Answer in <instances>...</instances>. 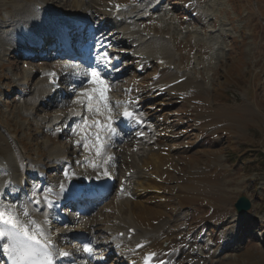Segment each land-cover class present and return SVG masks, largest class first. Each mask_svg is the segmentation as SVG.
I'll use <instances>...</instances> for the list:
<instances>
[{
	"label": "rangeland",
	"instance_id": "374dc122",
	"mask_svg": "<svg viewBox=\"0 0 264 264\" xmlns=\"http://www.w3.org/2000/svg\"><path fill=\"white\" fill-rule=\"evenodd\" d=\"M18 1L0 0V37L10 30L7 20ZM48 1L47 5L62 14L80 9L76 0ZM127 1L137 2L124 3ZM137 6L143 12V4ZM95 7L88 5L87 10L101 13ZM165 7L171 9L149 20L148 30L170 37L177 57L172 70L179 74L177 81L170 76L161 81V87L166 85L167 92L161 99L165 98L167 108L159 103L155 112V117L162 114L160 117L169 125L172 120L175 131L169 139L161 136L172 155L164 161L159 176L163 188L158 192L166 197V217L178 225L176 216L186 212L187 222L190 219L188 235L204 240L207 261L203 264H264V0H167ZM79 12L82 10L74 14ZM5 52L0 45V176L5 178L3 163L12 155L16 158L15 175L25 177V184L34 189L42 173L24 170L29 161L44 164L48 174L43 176L55 181L61 171L52 167L57 165L51 163L57 153L53 151L61 149L72 157L74 152L81 153L72 144L74 133L60 131L56 136L49 129L74 100L67 97L60 105L43 103L26 109V99L33 95L40 71L47 68L43 66L57 67L58 62L22 59L18 53ZM156 65L138 79L146 84L155 75ZM129 71L113 82V99L123 95L131 82L134 70L129 67ZM157 78L152 85L161 90ZM185 78L198 86L178 87ZM214 177L219 184L210 182ZM241 195L249 197L252 206L239 213L235 202ZM117 210L115 199H111L93 212L90 218H97V232L107 227ZM187 222L178 226L179 231H185ZM209 237L215 241L214 246H209ZM225 240L230 242L224 244Z\"/></svg>",
	"mask_w": 264,
	"mask_h": 264
},
{
	"label": "bare ground",
	"instance_id": "6f19581e",
	"mask_svg": "<svg viewBox=\"0 0 264 264\" xmlns=\"http://www.w3.org/2000/svg\"><path fill=\"white\" fill-rule=\"evenodd\" d=\"M47 2L49 3L48 0ZM75 3L82 10V12L83 10H85V8L86 10L88 9V5L97 6L99 9L103 11L102 14L104 16H107L108 20L106 22L110 20L115 21L119 32H121L123 36L128 34L127 36H130L131 38L134 37L136 38L132 43L135 44V47H133V49L128 51L127 53L131 52L132 55H136L137 57L136 65L140 69L146 68L152 62L154 63L157 62V64H159L161 71L159 73V76H157L158 78L156 79V83H159V85L154 83L156 86L158 85L159 87H161L162 85L161 81L166 76L167 77L170 76L171 79L174 81L178 80L179 78L178 72L172 70L173 68L172 65L177 63L176 62L177 57L170 45V37L164 35L163 33L161 34H158L156 32L152 33L150 30H146L136 25L139 17H142L146 14L141 11L142 9L140 6L128 5L127 2L125 3L116 2V1L107 2L103 0H90L89 3L87 0H76ZM149 4L151 5V9L152 6L154 9H156L157 6L161 4V1L149 0ZM121 5L126 6V8L121 10L117 17H113L114 16L113 10L117 6H121ZM51 7L46 4V0H19L17 4L14 5L13 11L9 15V20H7L6 26H8L10 30L7 31L4 35H2V37H0V43H1L0 45L1 47L4 48V52L10 51L14 53L22 52L24 54H28L27 49L19 47L20 46L19 43L22 42L24 44L27 43L32 37L35 36L34 34L35 31L38 30L46 31L45 34L48 32L50 33L51 30L49 28L53 27L51 26L53 22L55 26H58L60 24L58 22V19L60 18L73 19L74 17L81 16L80 13L62 14L56 11L57 9L54 10L52 9L53 7L52 8ZM45 34L44 36H46ZM26 57H28V55H26ZM40 73H41V78L38 79V83L35 86L33 95L26 99V105H27L26 109H28L29 111L31 105L35 106L43 103L46 105L49 104V102L51 101L50 100L51 95L54 94V85L50 83V79L52 77L55 78L59 77L58 72L53 69L45 68L42 71H40ZM192 82L193 81L191 80L189 81L187 79H184V81L182 80L181 83H179L180 85L178 87L190 88L191 86L194 85ZM136 85H137L136 87L142 90V84H140V82H138V84ZM196 86H198L197 83L196 85H194V88ZM87 87L88 89H91L92 86L88 85ZM178 87L176 89H178ZM173 88L175 89V87H172V89ZM169 89L171 91V88ZM72 99L74 100V106L72 107V110H70L69 113L70 117L76 118V116H79L81 113L85 112L86 113L85 115L88 118L89 114H92V113H88L86 111V108L81 103H79V100L84 99L82 96H79L77 94V96H74V98ZM28 105L30 107H28ZM122 106L132 107L130 102L129 103L122 102L120 104V108H122ZM153 115L155 117V113ZM157 115L158 116H156L155 119L157 121L158 120H161V122L163 121L164 123L163 125L166 124L165 125L166 128H163V130L169 131L167 129V127H169V124H167L166 120L161 118L162 114H160L161 117L159 116V114ZM58 118L59 117H57L56 120ZM62 120H60L55 124L57 125L62 124L61 123ZM88 121L91 124V119H89ZM157 126H161L160 122L157 124ZM89 129L90 128L86 129L85 131H81L80 129H78L81 135L83 133L86 134L84 138L79 137L78 141H80V145H83L84 143L89 144V147L87 148V151L84 154V156L86 157L79 159V163L81 165L84 163L83 168L81 169L74 168L70 164L69 159H67L69 158L67 153L66 152L64 153V150L55 149L53 152L54 153L57 152V153L53 154L54 156L51 158V163L53 165L54 164L58 165L60 163L63 164V174L60 176V180L56 184H47V181L44 180L42 182V187L38 189L39 193L37 195V198L35 199L43 200L45 194L44 190L49 189V187L51 186L56 188V192L55 194H51V192H48L47 197L56 196L60 198L67 189H71L74 186L81 185L82 183L87 182L88 179H91L93 178L94 175H96V171L92 167V160L100 159V156L96 155V148L93 146L94 141L93 138H91V135L89 134ZM151 130L152 127L150 125L147 129L143 131L148 133V137L150 139H153L154 134ZM143 131H139L137 133H141ZM143 140L144 139H137V138L133 140L134 147L139 148L136 152L134 151L133 146L131 148L124 147L123 150L117 149L114 151L113 164L115 162H118L119 167L123 166L126 169L123 170L124 176H126V172L128 170H133L131 179L134 183V186L131 189V197H117V193H116L115 196L117 198L116 203L118 207L117 215L112 220H109V222L107 223V227L105 229H102V232L106 231L109 233H120L121 231H125V235L120 238L121 244L125 246L131 245L132 247L135 246L140 241L141 238H145L147 241H149V243L145 248L142 249V253H144L146 250H151V251L157 250L160 254L161 260H165L167 264H194L191 262L185 263L181 259L182 257L181 253L184 251V248L189 244V240L186 237H184V235L181 236L180 233L184 231L183 230L179 231L178 226H180L181 228V225L186 224L187 222L186 216L188 215H186V212L184 213L180 211L176 216L177 217L176 221H179V223L178 225L176 224L173 225L172 224L173 221L171 222V220L166 217V212H165L166 197L159 194L158 192L161 191V189L163 188L162 182L160 181L161 179L159 180V176H161L162 173L161 171L163 170L164 161L172 157L170 146H168V144L162 143L161 132H159L158 136H156V140L159 143V148L157 149H155L152 146H146L147 144L142 143ZM14 159L16 158L10 155L7 158H5V161L3 163L4 167L7 169V172L9 174L5 176L4 179L3 176H0V203H2L3 205L5 202L13 203L14 206L16 207L14 211H18L28 201H34L35 199L34 200L31 199L26 194H23L20 198H16L15 196L14 197L11 196L7 192L9 191L8 189L10 188V186H8V182H10V179L13 178L15 174L14 172L15 170L13 168ZM105 159L106 157L103 156L101 164ZM129 159H131V161ZM38 164L39 163H34V161L32 160L30 161V163L26 168L27 170H31V171H34L35 169H38L37 170L38 172L42 171L44 165L43 164L38 165ZM107 165L108 163L104 165V167H106ZM65 170H68L69 176L71 177L70 179L68 177H65L64 175ZM193 177L195 178V176ZM15 178L16 180L14 181L16 182V187H17L16 190L18 189L21 190V188L24 186L23 184L24 177L22 176L20 178L16 176L13 179ZM210 180L212 184L214 181L216 184H219V180L216 179L215 177ZM61 184L64 185L65 190L63 192H61L60 190ZM22 189H24L25 192L27 188H22ZM5 195H7L8 198H6ZM27 207L30 212L31 219H34L39 224H41V226L44 227L48 233H50V237L55 236V238L59 240L60 236H58L59 235L58 233H62L65 236L69 234L70 232L69 229L60 230L59 228H57L58 225L57 223L52 224L53 223L52 220L47 221V218H49L51 215V210H49L43 204H40L38 206L35 203H27ZM45 213H47L48 215L45 216ZM19 219L23 222H27L29 218L24 217L23 214L20 213ZM54 225L56 226V228H54ZM130 227H133L136 232L131 238L127 237ZM82 228L89 229L90 232L94 230L97 233L96 228H94L93 226V222L89 219H85L84 223H82ZM106 242H110L113 244V242L109 240H107ZM129 251L130 250H124L123 254L125 255ZM76 253L80 255L79 258L80 262L85 260V254L83 252L78 251ZM128 255L134 257L138 256V254H132V253H128Z\"/></svg>",
	"mask_w": 264,
	"mask_h": 264
},
{
	"label": "snow or ice",
	"instance_id": "6c2138e0",
	"mask_svg": "<svg viewBox=\"0 0 264 264\" xmlns=\"http://www.w3.org/2000/svg\"><path fill=\"white\" fill-rule=\"evenodd\" d=\"M119 9V6H117ZM97 67H89L84 69L83 75L72 74L74 80H78V84H73V95L82 96L84 99L79 100L88 113L94 115L106 114L105 118L107 123H102L100 120H94L91 124L88 121L86 115L80 116V122L77 124V128L81 131H85L88 128L94 127L104 132L110 133L111 136H118L119 132L113 127V119L111 115V107L109 103V84L107 74L104 69L108 68L111 64V58L105 52L103 54H97L96 56ZM103 66V67H100ZM53 83H55L53 81ZM88 85H91V89H88ZM122 115L125 118L132 119L133 113L130 111H124ZM76 129H73L75 133ZM92 135L95 137L96 155L101 156L105 150V137L100 132H94ZM76 144L79 146L80 141ZM83 147L87 149L88 143H84ZM113 159L108 157L103 160L102 164H92L93 169L96 171L95 180L100 181L103 178L109 177V171L104 165L108 163V160ZM87 162V161H86ZM79 163V161H77ZM65 177L69 176L68 170L64 171ZM102 186V185H101ZM60 190L63 192L64 185H60ZM43 200L35 199L34 201H28L27 203H35L36 205L43 204L47 208H53L54 202L47 197V193L52 189L44 190ZM27 203L18 211H14L12 208H5L0 203V248L4 253L9 256L12 264H57L56 256L68 257L70 253L59 252L55 245L51 243L50 233L41 226L36 220L31 219L30 212L27 207ZM22 213L24 217H28L27 222H23L19 219V214ZM48 214L45 213V216ZM47 223V221H46ZM84 252L91 255L93 248L90 244L83 246ZM154 256L155 254H149ZM162 264V262H161Z\"/></svg>",
	"mask_w": 264,
	"mask_h": 264
},
{
	"label": "water",
	"instance_id": "95a60500",
	"mask_svg": "<svg viewBox=\"0 0 264 264\" xmlns=\"http://www.w3.org/2000/svg\"><path fill=\"white\" fill-rule=\"evenodd\" d=\"M235 206L239 212H243L251 208L252 202L246 195H242L236 201Z\"/></svg>",
	"mask_w": 264,
	"mask_h": 264
}]
</instances>
